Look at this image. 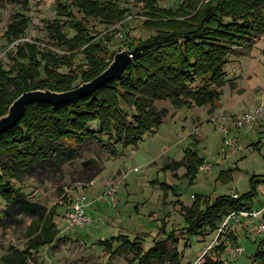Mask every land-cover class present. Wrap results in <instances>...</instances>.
<instances>
[{
    "label": "trees",
    "instance_id": "1",
    "mask_svg": "<svg viewBox=\"0 0 264 264\" xmlns=\"http://www.w3.org/2000/svg\"><path fill=\"white\" fill-rule=\"evenodd\" d=\"M12 1L21 4V0ZM140 1L143 7L139 13L146 17L143 24L149 32L143 38L127 42V50L133 53L120 77L71 102L56 105L33 102L15 126L0 134V223L23 221L20 216L30 218L23 246L8 247L0 256V264H33L36 252L60 239L55 218L58 207L47 210L27 198L15 185L23 174L42 173L52 166L60 168L76 157L75 144H83L89 138L101 148L108 144L113 154L118 144L124 148L137 145L145 134L156 132L164 120L165 110L156 108V100L169 99L177 108L208 105V111L213 112L219 105V87L225 83L224 68L229 56L248 54L249 40L264 34V0H181L175 6L170 5L171 8L158 6L161 0ZM55 9L56 17L49 32L53 37L54 32L59 35L56 44L64 52L41 50L37 42L30 41L19 42L14 48L7 46L12 64L7 67L0 57V116L25 91L44 88L65 91L101 73L119 49L106 57L108 47L102 36L91 33L90 22L98 20L106 28L119 23L123 26L129 20L125 17L132 14L119 0H55ZM76 13L82 15L78 17ZM29 23L28 15L14 13L3 38L8 44L19 40ZM62 25L74 30V34L70 37L60 34ZM78 52L83 53L86 64L64 73L55 68L74 65ZM93 122H97V128H91ZM261 131L264 132V123ZM203 160L198 152L186 149L184 158L176 163L186 166V177L194 178ZM85 166L86 182L103 170L97 158H90ZM232 171V168L221 171L219 179L230 181ZM163 186L165 193L171 187ZM256 194L257 185L252 178L244 193L220 194L206 202L202 195H196L189 206L177 202L184 211L181 227L166 230L163 224L159 230L162 235L152 237L147 249L142 246L144 237L136 235L131 239L119 234L114 249L106 246L109 257L130 253L128 264L164 261L179 264L183 257L177 249L179 234L197 238L206 231L218 232L224 217L249 209ZM261 218L264 219V214ZM227 236L236 245L237 238L231 232ZM167 241L172 243L171 249ZM250 242L253 249L245 255L244 264H264V236H256ZM226 247L224 242L214 246L217 257L205 259L204 264H236L223 258Z\"/></svg>",
    "mask_w": 264,
    "mask_h": 264
},
{
    "label": "rangeland",
    "instance_id": "2",
    "mask_svg": "<svg viewBox=\"0 0 264 264\" xmlns=\"http://www.w3.org/2000/svg\"><path fill=\"white\" fill-rule=\"evenodd\" d=\"M180 1L161 0L157 4L163 8H171L170 5L175 6ZM119 3L132 12V17L123 26L116 24L106 28L98 20L90 22L93 25L89 26L92 34L103 37L102 42L108 47L106 57L112 56L113 50L127 49L129 40L143 38L149 32L143 24L146 17L139 13L143 7L142 1L119 0ZM16 12H22L30 18L23 39L37 42L41 50L51 49L59 54L64 52L56 44V37L59 35L54 32L53 37L49 32V25L56 17L55 0H21V4L12 0H0V57L7 67L12 64V60L7 56L6 48L13 46L3 38V33ZM262 12L264 14V7ZM76 14L78 17L82 15ZM59 32L67 37L74 34V30L65 25L60 27ZM119 32L122 37L118 36ZM249 42L248 50L243 47L248 54L230 55L224 68L225 83L218 89L222 92L219 99L220 109H226V113L235 111L236 114L243 108L257 105L255 101H251L253 94L249 91L242 90L244 93L240 92L241 94L231 92L237 85H252L247 78L258 62L264 68V34L250 39ZM86 62L83 53L78 52L72 62L76 66L62 64L55 68L64 73ZM52 68L55 69L54 66ZM255 78L259 81L258 77ZM251 80H254L253 76ZM79 81L80 78L74 84ZM252 87L255 88L254 85ZM155 106L158 110H165L164 120L156 132L145 134L137 145L124 148L118 144L113 154L108 144L101 148L95 140L89 138L83 144H75L76 157L63 163L60 168L52 166L42 170V173L23 174L15 182L27 198L44 205L47 210L58 207L55 218L63 230V209L69 204L68 200L84 194L90 201L85 208L90 222L73 227L76 229L74 233H70L73 228L66 230L69 232L66 236L47 246L48 249L45 247L36 252L33 264H128L130 253L109 257L106 246L114 249L119 242L115 239L117 235H128L131 239L137 234L145 236L143 246L147 249L151 244L150 233L155 237L161 236V232L157 231L162 222L166 224L167 230L183 225L184 211L181 210L180 203L189 206L196 195H202L206 202L220 194L244 193L248 191L252 178H255L257 185L252 207L259 209L264 205L263 124L236 128L232 122L212 120L208 105L177 108L169 99H161L155 101ZM221 124L230 126L228 133L220 129ZM97 126V122L91 124V128ZM227 140L232 141L231 145L224 143ZM259 140L261 141L255 144ZM186 149L198 152L204 159V165L210 164L207 169L199 168L194 178L186 177V166L176 163L184 158ZM90 158H97L103 164V170L92 181L86 182L83 172L86 171L85 162ZM230 168L233 169L232 178L228 182H222L219 179L221 171ZM164 184L171 186L167 191L168 201L159 204L157 200L161 201L163 198ZM204 205L205 203L202 207ZM158 215L165 217L155 220L159 222L155 224L150 217ZM19 218L23 221L0 223V256L8 247H22L26 241L25 229L30 218ZM234 231L237 232L238 242L243 245L245 252L233 257L227 249L224 256L230 262L244 264L247 262L245 255L253 249L250 240L257 235L246 220L238 222ZM217 234V230L210 233L206 231L197 238L179 234L177 249L183 256L179 264H204L205 259L216 258L214 246L220 239L216 237ZM121 239L124 240V236ZM166 245L170 249L173 247L170 241ZM151 264L172 263L164 261Z\"/></svg>",
    "mask_w": 264,
    "mask_h": 264
},
{
    "label": "built area",
    "instance_id": "3",
    "mask_svg": "<svg viewBox=\"0 0 264 264\" xmlns=\"http://www.w3.org/2000/svg\"><path fill=\"white\" fill-rule=\"evenodd\" d=\"M170 1H178V0H170ZM132 15L128 14L125 17V20L131 18ZM119 27H121V23H119ZM119 37H122V33L119 32ZM30 41L27 38H20L19 40L13 42L11 46L19 43L20 40ZM264 118V102L257 104L253 107L243 108L236 114H234L230 118V122L234 124L236 128L242 127H251L255 124L259 119ZM220 129L226 133L229 132V127L221 124ZM226 145H231L232 141L227 140L224 142ZM210 167V164H202L200 169H207ZM111 192V191H108ZM90 204V201L86 199L84 194H80L77 197L73 198L68 205H66L65 209H63L64 213V230H70L73 227L82 226L90 222V219L87 217L85 208ZM262 214H264V205L256 209L254 207H250L246 210H239L235 212H231L224 217L221 221V224L218 228V234L223 235L226 232H234V227L238 222H242L246 220L250 225L253 226L254 234L257 236H264V219L261 218ZM230 253L233 257L243 255L245 252V248L238 241L236 245H231L229 247Z\"/></svg>",
    "mask_w": 264,
    "mask_h": 264
},
{
    "label": "water",
    "instance_id": "4",
    "mask_svg": "<svg viewBox=\"0 0 264 264\" xmlns=\"http://www.w3.org/2000/svg\"><path fill=\"white\" fill-rule=\"evenodd\" d=\"M132 53L133 51L127 49L117 51L111 62L101 73L69 90L56 91L44 88L21 93L9 105L7 112L0 116V134L15 126L26 111L27 106L33 102L56 105L71 102L79 97L94 93L102 84L123 74L131 61Z\"/></svg>",
    "mask_w": 264,
    "mask_h": 264
},
{
    "label": "crops",
    "instance_id": "5",
    "mask_svg": "<svg viewBox=\"0 0 264 264\" xmlns=\"http://www.w3.org/2000/svg\"><path fill=\"white\" fill-rule=\"evenodd\" d=\"M251 76H253V78H254V80H251ZM233 77V76H232ZM235 77H238V76H235ZM255 77H258V79H259V81L257 80V78H255ZM257 80V85H256V83H255V81ZM247 81H250V83H252V85H254L255 86V88H253L252 87V85L251 84H249V86L247 87L246 85H244V86H239V85H237V86H235V88L233 89V91H231L232 93H234V94H241L240 92H242V93H244V92H246V91H249L250 92V94H253L252 96H251V101H255L257 104H260V103H263L264 102V89L262 88L263 86H264V68H263V66H262V64L260 63V62H258L256 65H255V67L253 68V70H252V73H251V75H249L248 76V78H247ZM257 87V88H256ZM258 87H259V90H256V89H258ZM242 90H245L244 92L242 91ZM254 92V93H253ZM222 93V92H221ZM253 99V100H252ZM220 106H221V102L219 101V105L213 110V112H211L210 113V115L212 116L211 117V119L213 120H218V121H221V119H223V121L222 122H229L230 123V118L231 117H229V115H234V113H235V111L234 112H230V113H226V109H220ZM208 107V110H209V106H207ZM179 108H181V107H179ZM223 114H226L225 116H222ZM257 123H261V124H263L264 123V118H261V119H259L255 124H257ZM254 124V125H255ZM229 130H230V126H229ZM162 199H161V201L158 199L157 200V202L159 203V204H163V203H165L166 201H168L167 200V192L165 193V192H163V194H162ZM93 203H95V202H93ZM185 205V204H184ZM190 205H191V203H190ZM97 206V205H96ZM159 216V217H158ZM158 216H155V217H150V219L151 220H157L158 218H160V219H163L165 216H163V215H158ZM63 220H64V218H63ZM165 221V220H164ZM245 221V220H244ZM157 223H159V222H156L155 221V224H157ZM165 225V229H166V224L164 223V222H162V224L160 225V227L162 226V225ZM157 227V226H156ZM160 227L158 228V231H157V233H159V230H160ZM59 228H60V233H59V235H58V237H57V239L58 238H60L61 239V237H63V236H66L65 234L66 233H69V232H67L66 230H63L62 228H61V226H59ZM76 229H72V230H70V233H74V232H76L75 231ZM167 230V229H166ZM247 230H249L248 228H247ZM137 233H139V232H137ZM232 234H233V236H235L236 238H237V241H238V234H237V232L235 231V233L234 232H231ZM229 234V232H227L225 235H221L219 238V240H218V243L217 244H220V243H222V242H224V243H226V249H229V247L232 245V240L231 239H229L228 238V235ZM80 235V234H79ZM138 235V234H137ZM150 235H151V238L152 237H155V235L153 234V233H150ZM161 235H162V233H161ZM142 237H144L145 238V236H142ZM145 239H143V241H144ZM57 241V240H56ZM55 241V242H56ZM54 242V243H55ZM151 242V241H150ZM53 243V244H54ZM143 244H144V242H142ZM52 244V245H53ZM51 246V245H50ZM143 246V245H142ZM149 246H151V244L149 245ZM49 248V247H48ZM47 247L45 248V249H48ZM143 248L144 249H146V247L145 246H143ZM223 258H225V256L223 255ZM227 261V260H226ZM185 263H187V262H185Z\"/></svg>",
    "mask_w": 264,
    "mask_h": 264
}]
</instances>
